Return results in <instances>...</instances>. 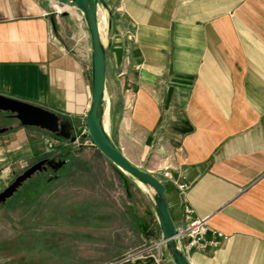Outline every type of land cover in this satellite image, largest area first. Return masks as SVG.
Here are the masks:
<instances>
[{
  "label": "crops",
  "instance_id": "0c3cea01",
  "mask_svg": "<svg viewBox=\"0 0 264 264\" xmlns=\"http://www.w3.org/2000/svg\"><path fill=\"white\" fill-rule=\"evenodd\" d=\"M104 2L113 141L165 185L178 229L191 209L227 235L218 248L186 251L191 264H264V0ZM55 7L63 9L53 0H0V95L76 129L92 99L91 40L75 10L57 17ZM20 150L0 159L22 158ZM114 168L142 198L127 203L131 233L160 241L148 190ZM110 264L175 263L161 247Z\"/></svg>",
  "mask_w": 264,
  "mask_h": 264
},
{
  "label": "rangeland",
  "instance_id": "374dc122",
  "mask_svg": "<svg viewBox=\"0 0 264 264\" xmlns=\"http://www.w3.org/2000/svg\"><path fill=\"white\" fill-rule=\"evenodd\" d=\"M0 128H8L0 135V156L12 147L22 151V158L0 159V193L41 159L57 166L33 176L0 206V264H110L161 249H150L158 240L147 245L131 233L127 203L142 198L96 149L83 124L63 137L22 127L0 111Z\"/></svg>",
  "mask_w": 264,
  "mask_h": 264
},
{
  "label": "water",
  "instance_id": "95a60500",
  "mask_svg": "<svg viewBox=\"0 0 264 264\" xmlns=\"http://www.w3.org/2000/svg\"><path fill=\"white\" fill-rule=\"evenodd\" d=\"M55 4L75 9L83 18L91 40L92 59V99L86 115L88 134L96 149L116 168L144 186L152 200L163 237L162 247L169 253L175 264H191L182 239L178 237V228L174 224L167 206L165 185L150 173L133 165L122 150L113 141L109 117V102L106 96V46L107 19L100 12L105 7L104 0H53ZM66 12L64 15H67ZM0 111L9 113L19 121L22 127L38 128L54 135L67 137L69 123L57 113L42 107L0 95ZM108 112V118H107ZM8 128H0V135ZM48 165L57 166L49 159L42 160L20 174L4 191L0 193V206L11 199L19 189L33 176L48 170ZM60 166V165H59Z\"/></svg>",
  "mask_w": 264,
  "mask_h": 264
},
{
  "label": "built area",
  "instance_id": "2783aa9c",
  "mask_svg": "<svg viewBox=\"0 0 264 264\" xmlns=\"http://www.w3.org/2000/svg\"><path fill=\"white\" fill-rule=\"evenodd\" d=\"M71 13L66 6L63 9H58L55 7L54 14L57 17L64 16L65 13ZM78 20L81 23H84L82 16L75 10ZM72 39L75 42V46L78 47L79 42L81 41L79 35L73 34ZM84 131L87 130L86 123L84 122ZM181 192L187 190V185L179 186ZM187 225L184 228L178 229V237L182 240L187 239L188 243L185 245V251L189 252L190 250H209L218 248L222 242L227 239V235L222 231H211L209 218H194L193 211L191 209H186ZM162 241L156 242L150 249L162 247Z\"/></svg>",
  "mask_w": 264,
  "mask_h": 264
},
{
  "label": "bare ground",
  "instance_id": "6f19581e",
  "mask_svg": "<svg viewBox=\"0 0 264 264\" xmlns=\"http://www.w3.org/2000/svg\"><path fill=\"white\" fill-rule=\"evenodd\" d=\"M71 9H73V8H71ZM73 10H75V9H73ZM107 118H108V112H107ZM106 125H107V128H109L108 121H107Z\"/></svg>",
  "mask_w": 264,
  "mask_h": 264
},
{
  "label": "flooded vegetation",
  "instance_id": "af4514ba",
  "mask_svg": "<svg viewBox=\"0 0 264 264\" xmlns=\"http://www.w3.org/2000/svg\"><path fill=\"white\" fill-rule=\"evenodd\" d=\"M45 159H48V158H45ZM45 159H41L40 161L45 160ZM49 160H50V159H49ZM40 161H38V162H40ZM49 167H50V166L48 165V169H49Z\"/></svg>",
  "mask_w": 264,
  "mask_h": 264
}]
</instances>
